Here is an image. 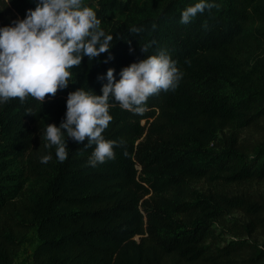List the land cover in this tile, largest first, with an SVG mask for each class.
Returning <instances> with one entry per match:
<instances>
[{
    "label": "trees",
    "instance_id": "16d2710c",
    "mask_svg": "<svg viewBox=\"0 0 264 264\" xmlns=\"http://www.w3.org/2000/svg\"><path fill=\"white\" fill-rule=\"evenodd\" d=\"M1 2L7 18L0 26L35 7L31 0ZM96 2L100 26L113 36V58L85 56L70 69L68 87L43 104L31 96L0 103V264L14 263L34 226V264H264V196L193 184L264 181V140L244 144L231 135L215 143L210 130L251 127L264 117V0H214L188 24L180 18L190 0ZM115 12L124 17L102 25ZM161 49L183 77L174 91L150 96L142 114L110 101L113 119L103 135L118 142L114 160L89 165L95 145L85 147L87 137L68 139L63 162L44 146V129L62 121L70 91L102 94L100 74L112 67L119 79L123 67ZM49 152L52 159L41 163ZM235 208L247 221L226 242L214 225ZM255 233L262 241L244 237Z\"/></svg>",
    "mask_w": 264,
    "mask_h": 264
},
{
    "label": "clouds",
    "instance_id": "9594fccd",
    "mask_svg": "<svg viewBox=\"0 0 264 264\" xmlns=\"http://www.w3.org/2000/svg\"><path fill=\"white\" fill-rule=\"evenodd\" d=\"M214 6V0H196L182 10L180 22L188 24L198 13ZM100 25L96 11L83 0H36V6L28 8L24 18L0 26V103L17 97L23 103L31 96L43 104L48 94L54 96L68 87L73 76L70 69L81 65L85 56L95 60L108 52L107 63L113 58V36ZM140 30L135 26L130 29L133 33ZM148 47L144 44L142 51L147 53ZM115 72L110 67L98 77L107 81L102 84V94L83 87L70 91L62 121L58 126L47 123L44 146L54 147L60 162L69 156V138L80 143L86 137L85 147L95 145L89 165L114 160L118 142L103 135L113 119L110 101L142 114L150 96L174 91L183 77L177 61L163 49L123 67L119 79ZM28 113H32L30 109ZM38 158L46 164L52 155L49 152Z\"/></svg>",
    "mask_w": 264,
    "mask_h": 264
},
{
    "label": "rangeland",
    "instance_id": "374dc122",
    "mask_svg": "<svg viewBox=\"0 0 264 264\" xmlns=\"http://www.w3.org/2000/svg\"><path fill=\"white\" fill-rule=\"evenodd\" d=\"M171 0H165L169 2ZM176 2H182L186 5L187 0H174ZM191 3H195L196 0H190ZM31 3L36 6V0H31ZM83 3L92 7L93 9L97 7L96 0H83ZM0 9H4L2 2L0 0ZM12 17V15H9ZM124 15L120 12H115L112 14V20L103 22L102 25L109 27L111 23L117 19H122ZM7 18V14H3L0 17V21ZM144 122V121H143ZM212 131V136L215 138V143H220L221 141L229 138V136L234 135L238 136L239 142L244 144H255L260 143L264 140V117L259 120V125H253L251 127L246 128H238L235 126H228L226 128L214 127ZM237 131V132H236ZM212 144V143H211ZM140 169V167L138 166ZM198 190L207 192V191H219L220 193L226 195L237 194L239 196L257 198L258 196H264V181H256V180H246L242 182H231L227 183L225 180H213L208 178H203L193 183ZM225 219H222L215 223V231L219 233L222 238L226 240V242L230 241L237 237V228L236 225L240 223L246 222L247 218L245 217V212L241 209L235 208L234 210H230L226 215ZM249 240L259 239L262 241V236H258V234L253 235H245ZM136 239H139V236H136ZM39 242L38 234H37V226H34L28 234L21 241V247L19 252L16 254L15 261L13 264H34L33 261V253ZM223 243V242H222Z\"/></svg>",
    "mask_w": 264,
    "mask_h": 264
}]
</instances>
